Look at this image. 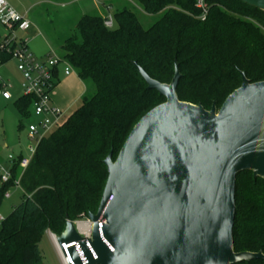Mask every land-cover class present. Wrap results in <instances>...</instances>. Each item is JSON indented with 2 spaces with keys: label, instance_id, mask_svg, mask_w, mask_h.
<instances>
[{
  "label": "trees",
  "instance_id": "1",
  "mask_svg": "<svg viewBox=\"0 0 264 264\" xmlns=\"http://www.w3.org/2000/svg\"><path fill=\"white\" fill-rule=\"evenodd\" d=\"M136 1L147 14L160 15L149 29L123 9L112 29L107 18L83 15L66 40L65 59L96 93L40 141L26 170L15 157L10 181L0 184V206L18 179L23 199L1 221L0 264H44L39 243L47 231L60 234L67 219L98 211L108 178L105 159L113 152L116 160L134 126L166 101L147 89L134 63L169 84L177 62L179 100L206 110L221 108L241 87L242 73L251 83L264 82L263 12L238 0H205L202 20L197 0ZM15 105L31 117L32 97ZM233 238L235 252L264 254V180L250 171L237 176Z\"/></svg>",
  "mask_w": 264,
  "mask_h": 264
},
{
  "label": "water",
  "instance_id": "2",
  "mask_svg": "<svg viewBox=\"0 0 264 264\" xmlns=\"http://www.w3.org/2000/svg\"><path fill=\"white\" fill-rule=\"evenodd\" d=\"M264 13V0H238ZM134 66L166 101L134 126L108 178L89 242L75 221L56 235L59 245L81 241L88 264H239L262 252H235L236 180L250 171L264 180V82L242 85L211 110L179 100L182 74L169 84ZM104 221L102 234L99 222ZM112 249V250H111ZM75 264H82L72 253Z\"/></svg>",
  "mask_w": 264,
  "mask_h": 264
},
{
  "label": "built area",
  "instance_id": "3",
  "mask_svg": "<svg viewBox=\"0 0 264 264\" xmlns=\"http://www.w3.org/2000/svg\"><path fill=\"white\" fill-rule=\"evenodd\" d=\"M196 8L201 10V19L205 20L208 14V6L205 0H197ZM0 23L8 30L7 36L0 39V65L4 64L6 59L17 62V69L23 78L21 96L33 98L32 113L39 119L37 124L34 123L28 127L31 138L30 154L20 160V167L24 171L28 168L40 141L64 120L65 113L52 104V94L57 86L60 70L62 69L64 76H69L73 72V67L65 58H59L54 52L49 53L45 58H38L30 51L28 34L33 28V24L26 16L21 15L12 7L7 0H0ZM105 26L108 29L114 27L113 16H109L105 20ZM9 87L10 85L6 82L0 86L1 99L10 100L12 98ZM15 159L14 155L8 157L10 165ZM11 169V166L0 163V184L10 181ZM15 186V188H20L19 179L15 182ZM10 197L11 194L6 193L5 198L9 199ZM0 220L3 221L4 218L1 217ZM104 223V221L99 222L101 234ZM75 224L92 257L97 259L89 242L93 227L92 222L88 216L84 215L75 220ZM47 233L62 264H75L72 256L73 252L78 255L82 264L89 263L81 241L59 245L55 233L51 231H47Z\"/></svg>",
  "mask_w": 264,
  "mask_h": 264
},
{
  "label": "rangeland",
  "instance_id": "4",
  "mask_svg": "<svg viewBox=\"0 0 264 264\" xmlns=\"http://www.w3.org/2000/svg\"><path fill=\"white\" fill-rule=\"evenodd\" d=\"M23 4L28 7V16L33 23L35 38L31 36L29 40L30 51L39 53L46 52L49 49L48 44L55 47V55L63 59L64 44L66 40L75 32L79 20L85 14L108 18L114 16L117 12L123 9H129L133 11L144 29H149L154 23L160 19V15H149L143 8L137 3L136 0H21ZM90 4V5H89ZM105 6H111L106 9ZM264 31V29H263ZM0 34L2 38L7 36L8 30L0 23ZM2 73L0 78L7 80L13 90L20 92L22 85V76L17 69L16 61H9L6 64L0 65ZM73 72L76 70L73 68ZM86 95L85 98L90 99L96 93L95 85L92 81H86ZM13 90H10L13 92ZM83 99L72 108L68 116L64 117V120L68 118L79 106L82 105ZM13 110V108H12ZM0 116V149L2 144L8 143L9 148H5L4 154L8 156L9 153L18 151V148L14 147L19 142L23 145L29 144V138L27 137L26 130L29 125L37 124L38 121L34 117H22L18 113H14V119H10L4 122ZM22 122L24 129L19 130V122ZM5 125V126H4ZM28 132V131H27ZM7 193L11 194L9 199H4L0 206V218L8 216L14 207L21 203L23 199V191L21 188H14ZM81 216H84L82 214ZM81 218V217H79ZM1 225V220H0ZM40 250L43 256L44 264H62L52 243V240L48 233L41 237Z\"/></svg>",
  "mask_w": 264,
  "mask_h": 264
},
{
  "label": "crops",
  "instance_id": "5",
  "mask_svg": "<svg viewBox=\"0 0 264 264\" xmlns=\"http://www.w3.org/2000/svg\"><path fill=\"white\" fill-rule=\"evenodd\" d=\"M7 1L21 15L26 16L30 20V18L28 16V7L25 4H23V2L21 0H7ZM105 7H106V9H108L111 6H105ZM31 36L33 38H35V36H36L33 28L29 31V34H28L29 40H30ZM0 39H2L1 34H0ZM48 46H49V49L46 52L35 53L32 51V53L38 58H45L51 52L55 53V47L53 46V44L51 45L49 43ZM29 49H30V45H29ZM2 68L3 67L0 66V73L2 76L5 77V75L2 73ZM5 78H9V77H5ZM22 81H23V78H22ZM5 82L8 83L7 80L0 78V86L2 85V83H5ZM85 82L86 81L81 80V78L78 76L77 72H72V74H70L69 76H64L62 73V69H61L60 74L58 76L57 86L54 89L53 94H52V104L54 106L60 108L65 113V116H68V114L72 110V108H74L79 103V101H81L82 99L85 98L86 89H87ZM10 90H13V88L11 86L9 87V91ZM10 93L12 96V98L10 100H3L0 98V116L3 117L2 121L4 122V124L6 121H8L10 119H14V113L20 114L16 108L15 103L17 102V100L20 97H22L21 96L22 95V85H21L20 92H18V90L15 89V90H13V92L10 91ZM12 108H13V110H12ZM31 117H34L39 122V119L36 118L33 115V113L31 114ZM21 123L22 122L20 121L19 126H18L19 130L24 129V127L20 128ZM27 131H28V129L26 130V133H27V137L29 138L30 142H29V144H26V145H23L21 142H19L17 145H15L14 147L18 148V151L16 153L11 152V153H9L8 156L3 155L5 148L6 149L9 148V145L6 142L4 143V145L2 144V146H1L2 149H0V163L1 164H4L6 166H11L9 161H8V157L10 155H14L16 158H18L19 156L26 157L30 154L29 147L31 146V138L29 136V132H27Z\"/></svg>",
  "mask_w": 264,
  "mask_h": 264
}]
</instances>
